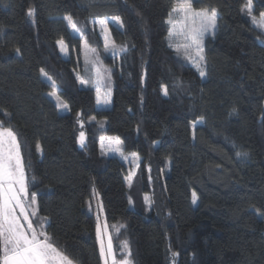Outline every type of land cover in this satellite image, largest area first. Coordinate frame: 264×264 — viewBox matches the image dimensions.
I'll list each match as a JSON object with an SVG mask.
<instances>
[{
    "label": "trees",
    "instance_id": "16d2710c",
    "mask_svg": "<svg viewBox=\"0 0 264 264\" xmlns=\"http://www.w3.org/2000/svg\"><path fill=\"white\" fill-rule=\"evenodd\" d=\"M246 2L193 0L194 10L219 16L201 77L169 42L177 0H0V122L20 143L29 195L36 194L34 224L44 222L49 243L75 264H103L101 221L119 259L127 242L131 264H264V31ZM252 8L259 19L264 0ZM58 16L81 24L121 92L125 106L103 126L90 123L93 84L80 83L81 74L92 78L91 67L81 49L63 55L51 25ZM105 18L127 51L105 52L93 28ZM106 135L141 157L131 183L123 160L101 154Z\"/></svg>",
    "mask_w": 264,
    "mask_h": 264
},
{
    "label": "snow or ice",
    "instance_id": "6c2138e0",
    "mask_svg": "<svg viewBox=\"0 0 264 264\" xmlns=\"http://www.w3.org/2000/svg\"><path fill=\"white\" fill-rule=\"evenodd\" d=\"M245 9L247 15L251 17L252 23L261 29H264V13L260 14L259 22L256 17L253 16L252 0H247ZM33 9L28 10V15H33ZM180 14L183 16V27L181 34L184 36L186 43L183 45V49L187 58L192 61L199 71L201 77H205L206 73L203 70L205 57L203 55L204 47L203 41L206 34L214 32L217 28L218 13L216 9H202L196 11L193 9V0H177V5L172 8L171 13ZM64 19L68 22L69 27L76 32L80 33L81 29L77 26L76 22L71 16H66ZM116 21H120V17L114 18ZM101 27L107 30V18L96 21ZM122 24V21H120ZM169 24H175L172 19H169ZM170 31V35H171ZM61 45V49L64 50V42L58 41ZM17 51H19L17 49ZM113 55L116 52L127 51L124 47H117L115 42H112ZM180 51V48H177ZM93 67H96V61H92ZM46 75V74H45ZM51 80V77H47ZM104 80V76L99 69L96 71V91H97V103L109 104L111 102V89L108 88L101 96V82ZM82 85L89 83L88 80L80 79ZM53 87L55 84L53 83ZM164 95H168V89L164 88ZM55 95V93H50ZM59 108L68 109L67 104H58ZM235 111V109H233ZM7 115V114H6ZM94 119V118H93ZM204 117H200L196 120L192 128L195 130L196 125L202 123ZM80 122V121H78ZM81 127H83V123ZM193 138H195V131H193ZM85 135L84 132H80V143L83 146ZM111 143V140H110ZM115 143L119 145L121 142L119 138H115ZM104 146V138H101V147ZM235 147V145H233ZM40 146L37 145V148ZM110 151H119L123 156V152L120 148H110ZM137 157L136 153L132 154ZM238 157H247V152L237 151ZM131 175L128 179L131 180ZM29 196L27 178L25 173V166L23 156L21 154V146L17 139L16 133L10 127H5L0 122V245H2V260L0 264H73V261L59 252L51 243L46 234L37 232L33 227V222L29 218L28 208L36 204V194H31V200L27 198ZM147 200V197H146ZM197 200L196 193L192 194V202L195 204ZM19 210V214L17 213ZM264 215V212L258 213ZM31 215L35 216L36 212L33 211ZM21 219L26 222L21 223ZM107 227V225H105ZM44 235V239H40V236ZM97 236L100 241V255L103 258L104 264H131V251L125 241L122 245L124 249H128L127 255L117 260L112 245V239L109 235L107 245L104 241V233L101 227L97 226ZM177 253H173L175 257Z\"/></svg>",
    "mask_w": 264,
    "mask_h": 264
},
{
    "label": "rangeland",
    "instance_id": "374dc122",
    "mask_svg": "<svg viewBox=\"0 0 264 264\" xmlns=\"http://www.w3.org/2000/svg\"><path fill=\"white\" fill-rule=\"evenodd\" d=\"M176 5H177V3H176ZM64 17H66V16H58V17L51 18V25L53 27V30H54L56 36H57V40L58 41L62 40L64 42V50L61 49V45L59 44L63 55L65 57H69L71 55L72 51H74L75 54H78L79 50L81 49V58L85 63H87V65H89L91 67L92 78H90V80L86 79L84 77V75L81 74L80 79H85V80L90 81L96 90V87H97V85H96V71H97V69H99L104 76V80L101 82V96H103L104 92L107 91L108 88L111 89V102L109 104L97 103L96 114L90 119V123L97 124L98 126H103L107 122V120L109 119L111 114L114 113V111L117 107L125 106L123 97L121 95V92L115 87L108 70L105 68V65L102 64L98 60V58L96 57V53L94 52L93 48L91 47V45L88 42H86L85 36L83 34V31H82L81 24L73 19L76 22L77 26L81 29L80 33H76L71 29V27H69L68 22L64 19ZM171 19L173 20L175 27H173V24H170V31L172 34L170 35V32H169V42H170L171 46L174 48V50H176V52H178L177 48H180V51L178 53L181 56H183L184 58H186L187 60H189L187 58V55L184 52V49H183V45L186 43L184 36L181 34V29L183 27V23H182L183 22V16L180 14L173 13ZM259 19H260V17H259ZM259 19L256 18V20L258 22H259ZM94 23H93L94 24L93 28H95V30L97 31L101 41L103 42V47L105 49V52H107L108 55L110 54L112 56H116L118 53H120V51H118V52H116L115 55H113V51H112L113 40L111 39V36H110V25H109L110 22H109V20H107V30L106 31L101 27V25L99 23H97V22H94ZM258 28L261 29L260 27H258ZM261 30L264 31V29H261ZM215 32H216V30L214 32H210L209 34H206L204 41H203L204 49H205V39L207 37H210V36L213 37ZM115 45L118 48L121 47L116 43H115ZM203 55H204V51H203ZM204 57H205V55H204ZM92 61H96V67H93ZM190 62H192V61H190ZM205 66H206V59L204 61L203 69L205 68ZM43 77L47 82H49L52 85V87H53V83L55 84V87H53V90L51 92V93H55V95H50L52 97V99L55 101V103L57 105L63 103L60 96H59V88L56 85V83L52 79L49 80L47 78L49 76H47L45 74H43ZM96 102H97V91H96ZM60 110H61V112H64V113L69 112V109L60 108ZM79 126L80 127H79L78 143H79V146L82 147V145L80 143V132L81 131L84 132V126L81 127V123ZM84 135H85V132H84ZM102 137L104 138L103 148L101 147V138ZM102 137L100 138V141H99L101 154L103 156H107V157L116 156V157L120 158L121 160H123L128 167L127 178L129 177L130 174H132L131 180L128 179L129 183H131L132 180L134 179V177L136 176L137 171L139 169V166H140V163L142 160L141 157L139 155H137L138 158L134 157L132 154L127 155L124 152L123 146L121 145V143L119 145H117L115 143V138H117V137L107 136V135L102 136ZM110 140H111V143H110ZM84 142H85V139H84ZM110 148H120L123 152V156L121 155V153L119 151H110L109 150ZM27 199L30 201L31 196L29 195ZM99 208H100V206H98V209ZM27 211L29 213V218L33 222V227L36 229V231L38 233L43 231V233L46 234L48 237V234L45 230L46 224L45 225L43 224L44 222H42V224H38V225L34 224V219L39 220L37 203L35 205H33L32 207L28 208ZM33 211L36 212L35 216L31 215V213ZM17 213L19 214V210H17ZM21 223H24L25 227H26V222H24L22 219H21ZM100 223H101V226H100L101 230L104 233L105 245H107L108 237L110 235L109 227H108V225H107V227H105L106 223L104 221H101ZM35 225H36V227H35ZM40 239H44V235H41ZM98 243H99V247H100L99 238H98ZM116 258L118 261L121 260V258L119 259L117 256H116ZM102 260H103V258H102ZM73 264H75V263L73 262ZM103 264H104V262H103ZM109 264H111V259L109 260Z\"/></svg>",
    "mask_w": 264,
    "mask_h": 264
}]
</instances>
